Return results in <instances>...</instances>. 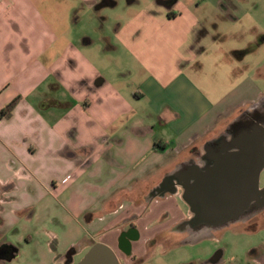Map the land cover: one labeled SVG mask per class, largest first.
<instances>
[{"label":"crops","instance_id":"0c3cea01","mask_svg":"<svg viewBox=\"0 0 264 264\" xmlns=\"http://www.w3.org/2000/svg\"><path fill=\"white\" fill-rule=\"evenodd\" d=\"M135 1L97 61L90 38L74 44L70 14L79 4L105 23L119 0H0V109L18 98L0 119V241L41 230L60 260L98 235L113 247L151 180L264 101V0ZM170 200L144 218L177 217Z\"/></svg>","mask_w":264,"mask_h":264},{"label":"flooded vegetation","instance_id":"af4514ba","mask_svg":"<svg viewBox=\"0 0 264 264\" xmlns=\"http://www.w3.org/2000/svg\"><path fill=\"white\" fill-rule=\"evenodd\" d=\"M171 3L172 0L164 2L167 6H170ZM254 119L264 122V101L253 106L251 111L242 112L237 119L225 125L222 133L206 139L202 143L201 149H192L190 156L183 161L177 162L156 180L150 181L140 197L142 212L139 216L133 214L125 218L117 227L113 247L108 246L114 252L118 264H137L143 261L147 256L150 246L156 243L159 235L164 231H167V233L183 232L188 234L189 238H194V231L187 223L193 214L189 206L181 198L184 192L181 183L190 189L196 188L198 185L202 191H207L212 185L218 187L222 179L220 178V171L217 168V160L220 150L224 146L223 138L225 136L228 137L229 133H232L240 123ZM197 174H199V178L196 176ZM220 187L223 186L220 185ZM166 198L171 199V204L177 207V217H174L172 211L168 208H162L158 218H144L149 213L150 204L153 201H160ZM181 201L185 203V208L180 206ZM262 211L263 209L255 212V208L252 202H250L247 204V208L243 210V213L239 215L238 219H230L222 227L200 224L197 229L198 232L203 233L221 230L226 226L236 223H247L254 219L256 213L260 214ZM95 243L104 244L100 241L99 235L98 237L86 239L78 243L62 257V264H74L78 262ZM84 245H88V248L82 251ZM15 253L16 247L14 245L4 240L0 241L1 264L12 259ZM220 256L221 251L219 250L213 255L211 262L215 263L219 261Z\"/></svg>","mask_w":264,"mask_h":264},{"label":"rangeland","instance_id":"374dc122","mask_svg":"<svg viewBox=\"0 0 264 264\" xmlns=\"http://www.w3.org/2000/svg\"><path fill=\"white\" fill-rule=\"evenodd\" d=\"M144 1L136 0L133 3L134 8H141L145 4ZM125 2L126 0H119L115 7L102 9L101 13L108 16L105 23L104 20L97 18L98 15L94 12L82 11L78 4L70 14L72 19L69 23V33L74 44L80 45L83 39L90 38L93 42L88 47L95 59L97 61L106 60L108 56L106 52L103 54L102 36L115 27L114 15L123 13L126 7ZM261 8L256 11L261 12ZM115 55V52L110 53L112 59ZM218 80V78L209 76L207 84L218 86L216 94H226L232 86L231 82L225 78L223 82H217ZM259 84L264 90V81ZM223 130L224 128L218 133H222ZM259 184L260 187L264 185V169L260 174ZM157 204L155 201L154 206ZM180 206L185 208V203L181 201ZM255 215L254 219L247 223H236L221 230L206 231L194 238H189L188 234L183 232L167 233L164 231L159 235L156 243L150 246L143 261L137 264H220L221 262L222 264H247L248 257L253 251L264 252V209L260 214ZM14 230L11 229L7 236H9V242H12L18 249L19 255L4 264H62L61 256L58 258V253L52 249L53 239L45 241L46 238H43L41 230H33L29 232V237L24 238L18 237V229ZM58 234L61 236L60 231ZM219 250L221 251L219 261L211 262V258Z\"/></svg>","mask_w":264,"mask_h":264},{"label":"water","instance_id":"95a60500","mask_svg":"<svg viewBox=\"0 0 264 264\" xmlns=\"http://www.w3.org/2000/svg\"><path fill=\"white\" fill-rule=\"evenodd\" d=\"M223 139L217 160L223 187L212 185L202 191L198 185L190 189L181 183L184 189L181 198L193 214L187 223L194 237L201 234L197 229L200 224L222 227L230 219H238L250 202L255 212L264 209V185L259 186L264 169V122L256 119L242 122ZM74 264L118 263L107 245L95 243Z\"/></svg>","mask_w":264,"mask_h":264},{"label":"trees","instance_id":"16d2710c","mask_svg":"<svg viewBox=\"0 0 264 264\" xmlns=\"http://www.w3.org/2000/svg\"><path fill=\"white\" fill-rule=\"evenodd\" d=\"M17 102H18V98H14L9 103H7L2 109H0V119L4 117H9L12 113V110L16 106ZM154 147L156 149L161 148L155 141H154Z\"/></svg>","mask_w":264,"mask_h":264}]
</instances>
